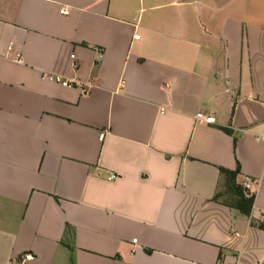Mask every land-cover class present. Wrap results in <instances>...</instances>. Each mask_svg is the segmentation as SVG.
Here are the masks:
<instances>
[{"label": "crops", "instance_id": "crops-1", "mask_svg": "<svg viewBox=\"0 0 264 264\" xmlns=\"http://www.w3.org/2000/svg\"><path fill=\"white\" fill-rule=\"evenodd\" d=\"M263 131L264 0H0V264H264Z\"/></svg>", "mask_w": 264, "mask_h": 264}, {"label": "trees", "instance_id": "trees-1", "mask_svg": "<svg viewBox=\"0 0 264 264\" xmlns=\"http://www.w3.org/2000/svg\"><path fill=\"white\" fill-rule=\"evenodd\" d=\"M222 173L225 176L223 185L225 190L224 192L218 193L215 196V200L218 201L221 199L225 204L236 208L243 215L250 216L255 201V194L245 189L243 185L237 181L238 171L232 172L223 170ZM259 226L264 229V222Z\"/></svg>", "mask_w": 264, "mask_h": 264}, {"label": "built area", "instance_id": "built-area-1", "mask_svg": "<svg viewBox=\"0 0 264 264\" xmlns=\"http://www.w3.org/2000/svg\"><path fill=\"white\" fill-rule=\"evenodd\" d=\"M62 14H65L67 15L68 14V11L67 10H63L62 11ZM140 36H137V39H139ZM10 50H12V47L10 48ZM17 58L20 59L21 56L20 55H17ZM45 79H48L49 81H54V82H57V83H60L62 86L64 87H82V86H87L86 84L84 83H81L79 81H76V80H73V81H68V80H64L62 77H59V76H55V75H47L45 77ZM197 119L199 120V122H204V123H207V124H213L215 123V119L212 117V116H206L204 115L203 113H199L197 115ZM105 137V133H102L100 135V140L102 141ZM258 140H264V131H263V134L258 136L257 137ZM243 187L247 190H250L252 188V183L250 182H245L243 184ZM26 259H32V256L31 255H27L26 256Z\"/></svg>", "mask_w": 264, "mask_h": 264}]
</instances>
